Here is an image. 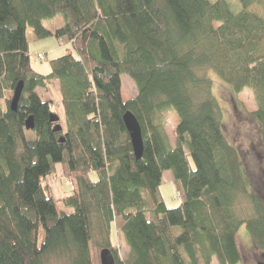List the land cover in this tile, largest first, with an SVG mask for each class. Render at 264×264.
Here are the masks:
<instances>
[{"label": "trees", "instance_id": "trees-1", "mask_svg": "<svg viewBox=\"0 0 264 264\" xmlns=\"http://www.w3.org/2000/svg\"><path fill=\"white\" fill-rule=\"evenodd\" d=\"M27 30L71 47L47 74L32 68ZM209 71L234 99L252 95L259 150L230 144ZM123 75L136 88L127 100ZM38 90L54 92L59 132L56 102ZM127 111L141 129L139 159ZM251 159L264 181V0H0V264H93L92 248L116 264H238L241 226L264 250V188L252 187ZM58 166L70 213L58 212L48 183ZM164 172L180 199L173 208Z\"/></svg>", "mask_w": 264, "mask_h": 264}, {"label": "rangeland", "instance_id": "rangeland-1", "mask_svg": "<svg viewBox=\"0 0 264 264\" xmlns=\"http://www.w3.org/2000/svg\"><path fill=\"white\" fill-rule=\"evenodd\" d=\"M55 22L60 23L61 19L58 17L57 21ZM43 24L46 28H50L55 26L56 23L54 24V22L46 20L43 22ZM27 37L29 41L28 53L30 55L32 68L41 74H47L50 72L49 61L51 59L60 57L66 52V49H71L69 45H60V43L54 36L34 40L31 35V31L27 30ZM37 54H43L44 58L41 60L38 59ZM208 76L212 80V95L219 103L224 115V119L228 123L227 125H225V135L227 136L230 144L238 149L243 148L244 150L249 146L253 150H259V135L256 133V124L258 123L253 116H250L253 108L252 95H248L245 93L239 94L238 96H235V100L233 97V93H231L230 87L227 84L222 82L212 71L208 72ZM38 92L41 99L44 101H48V99H54L56 103L55 105H53L52 111H56V113L62 117L63 112L57 102L54 92L51 90H38ZM121 95L123 100H127L136 95V88L133 82L128 76L125 75L121 76ZM241 100L246 104L244 107L241 106ZM60 120L61 119L59 118V121ZM178 122V118L175 114H169L167 116V124L165 126V129L172 145H174L176 140L175 131ZM188 163L192 168L194 167L191 157H188ZM254 164V161L251 159L250 162H248L250 169L248 168V165H246V167L250 172L249 176L253 185L252 187L259 188L258 190H260L261 188H264V181H260L257 171L260 174L262 170L259 168V164L257 167H254ZM62 174L63 173L58 166L55 174L48 178V183L53 191L58 212L64 211L70 213L72 209L67 208L62 204L61 201H58L62 197V194H64V192L70 191L71 188L70 184H65V180L63 179ZM59 185L61 186V188ZM160 192L167 208H173L180 204V199L177 197L170 172H164V174L162 175ZM115 224L118 225L119 220H116ZM117 225L115 226L117 227ZM236 242L241 254V260L238 264H258L260 262H264V250H258L254 247L251 239L248 236L245 226H241L239 228L236 235ZM118 247L121 257H124L127 252V247L120 241L118 243ZM92 259L93 264H100L98 253L93 248ZM214 262L216 263V261Z\"/></svg>", "mask_w": 264, "mask_h": 264}, {"label": "water", "instance_id": "water-1", "mask_svg": "<svg viewBox=\"0 0 264 264\" xmlns=\"http://www.w3.org/2000/svg\"><path fill=\"white\" fill-rule=\"evenodd\" d=\"M24 82L19 81L15 85L13 89V95L10 101V109L12 111H16L17 109V104L21 95V92L23 90ZM50 122L54 123L53 126V132H59L62 130L61 125L58 123L59 122V117L57 114L50 113L49 115ZM123 124L128 132L130 141H131V146L133 150L134 157L136 159H139L142 155V150H143V141H142V136H141V129L139 126V123L137 122L136 118L127 111L123 117ZM25 128L32 129L33 128V119L32 117H28V119L25 121ZM99 261L100 264H116L115 260L111 254V252L108 249H103L99 253ZM258 264H264V262H260Z\"/></svg>", "mask_w": 264, "mask_h": 264}, {"label": "crops", "instance_id": "crops-1", "mask_svg": "<svg viewBox=\"0 0 264 264\" xmlns=\"http://www.w3.org/2000/svg\"><path fill=\"white\" fill-rule=\"evenodd\" d=\"M37 55H38V54H37ZM55 112H56V111H55ZM54 114H57V113H54ZM57 115H58L59 118H62V117H63V115H62V117H61L59 114H57ZM59 186H60V185H59ZM115 225H117V224H115V222H114V228L117 229V228H119L122 224L119 223V224L117 225V227H116Z\"/></svg>", "mask_w": 264, "mask_h": 264}, {"label": "built area", "instance_id": "built-area-1", "mask_svg": "<svg viewBox=\"0 0 264 264\" xmlns=\"http://www.w3.org/2000/svg\"><path fill=\"white\" fill-rule=\"evenodd\" d=\"M37 57H38L39 59H41V58H42V55H41V54H38Z\"/></svg>", "mask_w": 264, "mask_h": 264}]
</instances>
